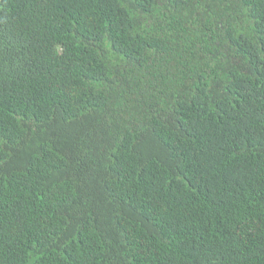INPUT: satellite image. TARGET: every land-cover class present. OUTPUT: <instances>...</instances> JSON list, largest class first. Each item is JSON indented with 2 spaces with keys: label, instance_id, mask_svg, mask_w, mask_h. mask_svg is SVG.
I'll return each instance as SVG.
<instances>
[{
  "label": "trees",
  "instance_id": "obj_1",
  "mask_svg": "<svg viewBox=\"0 0 264 264\" xmlns=\"http://www.w3.org/2000/svg\"><path fill=\"white\" fill-rule=\"evenodd\" d=\"M0 264H264V0H0Z\"/></svg>",
  "mask_w": 264,
  "mask_h": 264
}]
</instances>
